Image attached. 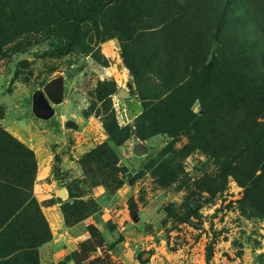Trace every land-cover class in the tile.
I'll use <instances>...</instances> for the list:
<instances>
[{"label":"rangeland","instance_id":"obj_1","mask_svg":"<svg viewBox=\"0 0 264 264\" xmlns=\"http://www.w3.org/2000/svg\"><path fill=\"white\" fill-rule=\"evenodd\" d=\"M88 1L0 0V145L7 152L2 157L0 150V174L6 172L13 183L20 176L21 189L37 202L41 219L33 235L38 240L49 234L36 248L38 264L39 248L51 239L42 211L52 204L66 226L92 222L85 227L89 239L75 244L57 264H264V217L248 207L244 188L231 176L223 179L219 162L204 150L187 151L193 132L184 129L173 137L139 133L144 102L132 76L137 73L138 81L159 93L166 55L161 43L178 29L185 37L198 34L199 42L192 45H211L217 59L229 55L227 62L240 69L232 72L235 80L264 73V39L242 24L251 26L249 19L261 23L264 0L105 2L103 11L81 25L77 46L59 54L67 39L60 14L80 16L92 5ZM223 14L230 16L224 25L219 21ZM243 33L254 49L253 71H242L246 55L234 53ZM58 78L64 86L62 103L52 106L51 119H37L32 95L43 94V87ZM243 96L251 99L249 93ZM191 112L201 115L197 101ZM236 124L242 131L231 135L241 136V142L254 130L264 132V116L251 124L241 116ZM17 143L32 154V162L22 150L13 151ZM168 146L169 154L161 157ZM17 155L26 167L15 165ZM164 160L181 167L173 183L162 178ZM39 180L54 183L65 195L59 192L40 203L33 191ZM219 187L223 190L217 192ZM74 202L86 208L78 223L73 211L63 210Z\"/></svg>","mask_w":264,"mask_h":264},{"label":"trees","instance_id":"obj_2","mask_svg":"<svg viewBox=\"0 0 264 264\" xmlns=\"http://www.w3.org/2000/svg\"><path fill=\"white\" fill-rule=\"evenodd\" d=\"M115 1L93 0L92 5L83 14L72 19H67L58 10L59 23L63 22L65 25L67 38L64 46L58 51L59 54L70 53L78 44L81 25L94 17L93 14L103 11L105 2L110 5ZM229 17L223 14L219 21L224 25L229 22ZM249 20L251 26L246 21L242 24L251 29V33L256 37L264 39V18L260 19L261 23ZM197 35L188 33L185 37L181 29H178L164 36L161 51H165L166 55L162 61L159 93H155L156 89L148 87L143 81H138L137 73L132 75L136 80L139 96L144 102V121L142 125L140 124L138 132H161L170 137L184 129L193 132L191 140L194 144L186 147L189 149L187 151L198 148L216 158L223 179L224 177L226 179V176L235 178L244 188V198L248 207L254 210L257 216L264 217V132L257 135L254 130L249 134V139L242 140L243 142L240 141L241 136L235 139L231 135V132L242 131V126L236 124L241 116L250 124L264 116V73L253 76L249 71L251 77L246 81L235 80L233 73L240 69L227 62L229 55L223 53L225 57L219 60L214 55V48L211 45L207 49L200 43L193 46L191 42L198 41ZM240 36H243L244 40L238 45V49H234V53L241 50L246 55L242 71L246 69L253 71L254 49L250 47V38L246 33ZM218 40L216 35L213 36V42L217 43ZM168 43L171 45V51L165 48L168 47ZM127 60L126 58V68L133 73L134 68ZM146 67L149 66L146 64ZM179 72L181 74L178 77ZM245 93L250 94L249 101L243 96ZM196 101L200 104V116H195L191 112ZM146 120L148 125L144 127ZM108 130L109 134L114 133L111 128ZM246 131L249 130L244 127L243 132ZM12 146L14 152L22 150L26 155L25 160L32 162V154L24 150L20 144ZM4 148L0 145L2 157L7 153ZM168 152L169 146L161 151L160 156L164 157L169 154ZM17 157L18 155L15 165L21 164L26 167V164L17 160ZM169 164L168 160H164L160 166L165 184L177 180L182 171L180 166L172 167ZM7 178L6 172L0 174V264H38L36 248L48 240L49 234L48 238L47 236L38 240L35 238L33 235L36 233L35 224L41 219L37 202L31 192L27 191L26 194L21 189L23 185L20 176L19 181L14 183ZM220 189L223 190L219 187L217 192H220ZM30 210L31 213L33 211V216L29 215ZM63 210L65 214L68 210L73 211L71 214L75 217L74 223H78L82 219L81 212L86 208L82 203L74 202L71 205L65 204ZM43 227L46 228V224Z\"/></svg>","mask_w":264,"mask_h":264},{"label":"crops","instance_id":"obj_3","mask_svg":"<svg viewBox=\"0 0 264 264\" xmlns=\"http://www.w3.org/2000/svg\"><path fill=\"white\" fill-rule=\"evenodd\" d=\"M44 182V180H39V184H36L33 189L34 196L40 203L49 200L51 195L61 192L57 190L54 183ZM42 213L51 234L49 242L39 248L42 264H57L69 252L77 248L75 244L89 239L85 227L90 221L66 226L57 204L44 206Z\"/></svg>","mask_w":264,"mask_h":264},{"label":"water","instance_id":"obj_4","mask_svg":"<svg viewBox=\"0 0 264 264\" xmlns=\"http://www.w3.org/2000/svg\"><path fill=\"white\" fill-rule=\"evenodd\" d=\"M64 95L63 80L61 78L54 79L48 82L43 87V94L36 92L31 98V110L37 119L49 120L54 116L52 106H57L62 103ZM143 153L137 152V156H142ZM64 196L65 193L61 192Z\"/></svg>","mask_w":264,"mask_h":264}]
</instances>
